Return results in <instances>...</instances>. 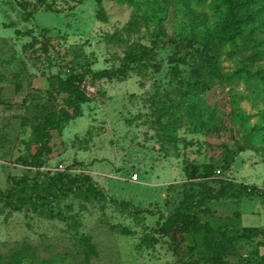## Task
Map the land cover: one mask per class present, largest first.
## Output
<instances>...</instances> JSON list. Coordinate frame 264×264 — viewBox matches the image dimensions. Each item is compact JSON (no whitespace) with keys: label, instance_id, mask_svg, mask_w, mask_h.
<instances>
[{"label":"rangeland","instance_id":"1","mask_svg":"<svg viewBox=\"0 0 264 264\" xmlns=\"http://www.w3.org/2000/svg\"><path fill=\"white\" fill-rule=\"evenodd\" d=\"M160 2L159 24L119 0H55L54 11L37 0H0V189L11 185L9 177H25L12 197H27L64 169L88 175L95 188L49 198L36 211L0 203V264H181L157 228L191 166L197 173L209 167L212 181L261 190L211 200V216L200 213L202 220L216 226L238 211L243 225L264 227V96L253 78H225L241 67L264 68V23L258 46L245 38L210 42L207 53L223 77L215 78L196 50L201 42L186 46L194 13L201 31L217 19L211 0L193 2V13L177 0ZM143 45L150 54L123 73L95 79L87 70H116ZM256 50L259 60L247 61ZM81 71L84 101L67 107L72 118L51 131L50 151L36 168L30 164L39 146L35 127L48 111L65 107L57 78ZM195 99L217 108L220 120L208 132L196 131L183 110L170 109ZM133 172L137 181L130 180ZM83 236L95 246L88 261ZM239 245L232 264L238 254L241 262L264 264V233Z\"/></svg>","mask_w":264,"mask_h":264},{"label":"trees","instance_id":"2","mask_svg":"<svg viewBox=\"0 0 264 264\" xmlns=\"http://www.w3.org/2000/svg\"><path fill=\"white\" fill-rule=\"evenodd\" d=\"M119 1L137 6L142 11L146 21L156 20L160 24L158 18L161 11L165 9L160 0ZM202 1L205 0H177L178 5L184 7L190 13H193L191 4ZM37 2L47 10H55L53 7L55 0L51 2L37 0ZM97 2L100 3V0H97ZM211 2L217 10V19L209 29L201 31L198 25L203 24V20L199 19L198 15L194 13L193 22L195 24L186 37V46H192L194 42H201L202 48L196 50L201 51L203 55V57L201 56L203 58L202 62L209 65L207 72H210L212 77L223 78L213 61V56L207 53L210 50L208 47L210 42L216 40L219 43H233L237 39L245 38L251 41L254 46H258L262 42L259 40L257 32L264 23V0H211ZM150 52L151 49L143 45L136 53L129 52L126 55L125 62L116 70L90 71L89 68L87 70L95 79L111 77L113 74L125 72L132 63L141 62ZM261 54L260 50H256L247 58V61L256 62ZM174 71L176 72L177 69L174 68ZM236 74L244 79L253 78L256 81L257 92L264 96V68L251 72L247 68L241 67L225 78H232ZM84 76L85 72L81 71L57 78L58 90L66 94L65 107L48 111L43 120L35 127L39 146L36 152L31 155L30 164L34 167L39 168L42 164V154L50 151L48 141L51 131L58 130L62 122H67L72 118L73 115L67 107L72 106L76 110L79 104L84 101L78 85L82 82ZM189 96L194 97L191 92ZM2 102L3 99L0 98V103ZM170 109H173V112L183 110L184 115L190 119L198 132H208L213 122L220 120V117L216 116L217 108L202 101V99H195L189 103L180 101L170 106ZM204 169L203 173H197L198 167L196 166H191L187 170L189 179L183 184L185 189L174 202L163 223L159 224L157 232L169 237L173 245L172 249L174 253L179 255L181 264H232L229 257L237 252L240 242L242 240L251 242L255 236L264 233V227L243 225L238 211L234 213L232 220L225 218L223 222H218L216 226H213L208 219L202 220L200 213L211 216L209 203L218 197L239 199L242 196L258 195L261 190L254 185L243 183L236 185L229 179L212 181L207 174L209 167ZM195 177H198L199 181H194ZM25 179V177L22 179L9 177L12 183L7 189H0V203L13 210L24 208L28 211H36L49 198H57L59 195L74 193L78 190L87 192L95 190L88 175L70 176L64 169L50 175L44 189L27 197H17L14 200L12 197L13 189ZM214 182L217 183L218 187H215ZM80 241L83 245L85 260L88 261L95 253V246L88 236L81 237ZM238 256L237 264H250L248 259L241 262V255L238 254ZM253 264L260 263L254 262Z\"/></svg>","mask_w":264,"mask_h":264},{"label":"built area","instance_id":"3","mask_svg":"<svg viewBox=\"0 0 264 264\" xmlns=\"http://www.w3.org/2000/svg\"><path fill=\"white\" fill-rule=\"evenodd\" d=\"M59 166V169L62 168V165H58ZM130 180L131 181H137L138 180V173L137 172H133L131 175H130Z\"/></svg>","mask_w":264,"mask_h":264}]
</instances>
